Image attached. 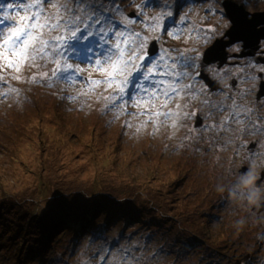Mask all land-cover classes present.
<instances>
[{"label":"rangeland","instance_id":"obj_1","mask_svg":"<svg viewBox=\"0 0 264 264\" xmlns=\"http://www.w3.org/2000/svg\"><path fill=\"white\" fill-rule=\"evenodd\" d=\"M234 1L245 5L251 11L264 10V0ZM53 2L66 3L67 0ZM101 2L106 11L111 10V18L120 20L121 24L124 17L138 14L137 22L128 26L148 37L145 48L147 57L158 58L164 50H168L173 56L178 55L179 51L191 50L187 54L195 58V66L184 69L190 75L182 81V85L194 84L191 90L194 95L185 90L169 102L166 111L175 112L177 105H180L181 118L175 128L165 125L154 131L151 122L141 127L146 117L128 114L135 113L138 109L129 106L125 112L116 108L109 110L110 106L106 107L108 101L104 97L110 95L112 90L105 91L104 85L91 89L87 80L103 79V76L93 71L87 63L79 64L84 69L80 73L83 79H78L75 83L40 79L41 72L51 74V69L55 67L51 62L45 67L44 62L40 61V68L25 64L19 73L7 68L0 71V76L5 77L0 93L8 91L9 87L17 90L7 97L0 95V200L14 195L16 202L14 208L6 207L5 204L1 209L0 233L6 232L12 237L18 235L17 240L12 242L5 241L0 236V264H38L35 261L25 263V256L18 255L15 244L20 241L21 236L15 229L21 226L23 216L27 218L34 210H47V205H44L47 193L37 188L40 179L44 184L49 183L52 172H56L55 182L62 181V177L67 180V185H71V190L94 191L95 188H102L115 192L114 187H117L127 197L133 195L132 199H128L130 205L135 203L132 200L140 188H153L163 199L171 183L179 181L181 184L175 197L176 201L182 200V203L175 204L173 213H170V209H165V203L163 208L170 223H178L174 217L175 211L181 217L197 216L193 220L195 229L188 230L189 244L184 241L188 264H209L206 257L203 261L198 259L203 248L199 244L202 243L200 238H203L204 230L197 227L204 226L209 227L205 231L208 232L205 240L219 243L217 255L224 256L215 257L214 261L221 259L223 262L220 264H234L236 260L232 256L240 257L244 254V257L250 252L254 262L248 260L244 264H264V187L257 188L256 184L255 187L251 186V182L256 180L253 176L258 173L260 177L264 171V132H254L255 125L264 126V101L258 102L251 95L254 88L252 79L256 73L246 68L240 80L246 88L245 92L223 97L211 93L206 82L200 78L204 51L217 39H228L226 33L220 36L227 26L232 25L223 0H161L160 8L148 6V0ZM6 3H15V0H7ZM171 3L177 8L171 12L174 17L172 23L168 24L166 20L169 15L164 7ZM137 6H140L139 9ZM44 7L48 14L55 12L51 3H46ZM68 7L72 8L74 4L69 3ZM116 8L121 11L117 12ZM21 14L23 15L22 12ZM77 14L84 15L80 12ZM161 14V28L157 31L146 29L141 22ZM64 15L67 16V13ZM84 19L87 22L86 15ZM11 23L14 22H5V26ZM113 25L117 26L115 22H107L104 26L111 28ZM210 28H215V32H208ZM173 29L182 30L179 38L167 34ZM201 29L204 31H199ZM205 32L210 37L207 41L202 38ZM155 39L159 51L151 55L149 47ZM109 43H115V40L110 39ZM227 53L229 60L230 55L228 51ZM74 59L70 62L76 65ZM215 68L209 66L207 70L221 78L222 83L229 81V77ZM17 75L20 79H13ZM33 76L37 77L35 81L31 79ZM129 87L130 91H135ZM226 88L229 89L227 86ZM159 103L158 100L157 104ZM233 103L252 109L249 114L251 119L244 117L243 124L232 121L228 130H205L198 117L199 113L205 115L206 125H217L229 115L227 106ZM214 104L225 105V110L216 111L212 107ZM168 123L171 124V120ZM243 129L246 131H242ZM254 142L257 146L251 144ZM99 173H106V177L110 179L104 181L102 177H98L94 182L95 175ZM245 181L248 186H245ZM103 184L105 185L102 186ZM75 203L76 200L67 201L61 207L55 208L54 212L46 213L49 214L46 216L49 224L58 219L62 208L69 215L80 213L72 216L76 217L71 219L72 222L77 225L82 219V225L84 219L85 229H90L81 235L76 230L69 231L61 237L60 244L55 245L52 257L55 260L67 257L68 260L56 262L57 264H148L153 258L149 249H146L152 237L147 236L143 229L133 232L128 239L117 240L115 232L109 233L101 227L103 222L109 220L108 212L102 211L88 220L87 216L92 208H80L85 205L84 202H78L79 207ZM19 207L30 209H26L22 215ZM159 208L161 210L160 206ZM190 210H203V216L197 212H189ZM87 211L89 212L86 213ZM59 223L58 221L54 224L56 229L61 228ZM164 223L167 221L164 220ZM4 224L6 229L2 227ZM117 224L126 228L125 223ZM63 229L58 230L59 233ZM131 229H135V226ZM101 235L103 240L90 242L92 237ZM258 235L262 237L259 242L256 241ZM197 240L199 244H196ZM6 242L12 246H8ZM132 243H138V246ZM259 244L262 246L260 250L257 248ZM21 257L22 260L19 259ZM192 260L195 262L192 263Z\"/></svg>","mask_w":264,"mask_h":264},{"label":"snow or ice","instance_id":"obj_2","mask_svg":"<svg viewBox=\"0 0 264 264\" xmlns=\"http://www.w3.org/2000/svg\"><path fill=\"white\" fill-rule=\"evenodd\" d=\"M46 3H51L55 9L53 14L45 11ZM69 3L74 4V7L69 8ZM137 7L139 9L140 6ZM116 11L121 10L116 8ZM78 12L84 15H78ZM110 12V9L105 11L101 0H67L66 3L53 0H15V3H0V71L7 68L19 73L25 64L40 68V61L44 62L45 67L51 62L55 65L51 74L41 72L40 79L75 83L78 79H83L80 73L84 69L79 67V63H87L93 71L103 76V79L87 80L91 89L104 85L105 91L112 90L110 95L104 97L108 101L106 107L110 106L109 110L116 108L126 112L127 107L131 106L138 111L128 113L129 115L146 117L141 127L151 122L154 131L165 125L175 128L181 118L180 105H177L175 112L165 109L172 99L185 90L194 95L191 91L194 84L182 85V81L190 75L184 69L195 66V58L187 54L191 50L179 51L176 56L164 50L158 58L147 57L145 48L148 37L128 26L137 22L138 14L124 17L120 30H117L116 25L111 28L104 26L111 20ZM162 15L141 22L146 29L157 31L161 28ZM167 15L171 16L172 13L168 12ZM101 17L104 19L101 20ZM5 22L14 23L5 26ZM207 31L214 33L215 28ZM56 32L60 34H52ZM167 34L179 38L182 30L173 29ZM202 38L207 41L210 37L205 32ZM110 39H114L115 43H109ZM73 58L78 61L76 65L70 62ZM260 71L264 72V68ZM13 79L19 80L20 76H14ZM31 79L35 81L37 77L33 76ZM4 82L5 77L0 76V86ZM129 86L135 91H130ZM16 91L9 87L8 91L0 95L7 97ZM212 107L216 111H224L226 106L214 104ZM227 108L229 115L220 124L205 125V130H228L232 121L243 124L244 117L251 119L249 114L252 109H245L235 103ZM170 120L171 124L168 123ZM254 132H264V126L255 125Z\"/></svg>","mask_w":264,"mask_h":264},{"label":"trees","instance_id":"obj_3","mask_svg":"<svg viewBox=\"0 0 264 264\" xmlns=\"http://www.w3.org/2000/svg\"><path fill=\"white\" fill-rule=\"evenodd\" d=\"M2 1H4L3 3L7 2V0ZM147 3V5L150 7L160 8L162 5L161 0H148ZM164 8L168 13L175 11L177 7L173 3H171L170 6H165ZM111 13L112 12H110V15ZM173 17V15L167 17L166 21L168 24L172 23ZM112 22H115L117 24V30H120V27L122 26L121 21L111 18L108 23L110 24ZM73 61L76 64L78 63L76 59H74ZM79 64L83 65L86 63ZM158 135L159 133L157 134V136ZM134 149L132 151H134ZM55 173L52 172L51 176L49 177L48 184H44L43 180L40 179V185L37 188V190L39 189L43 193H47L45 196V200L47 201L44 204L45 206L47 205V210L38 209L34 210L30 213V215L26 216L27 218H24L23 216L24 220L21 226L15 229L17 232H20L21 236L20 241H18V243H16L15 245H17L18 255L25 256V263L35 261L38 262V264H57L66 262L68 260L67 257H61L59 260L53 259L52 256L55 252V245L57 243L60 244L61 237H63L64 234H67L69 231L76 230V232L81 235L82 233L86 232V230L90 229H85L86 221L84 219L82 225H80L82 219L81 222H79L77 225H74V223L72 222L71 219L76 218L72 216L79 215L80 213L69 215V212L65 208H62L59 211L58 219H56L53 224L48 223L49 220L46 219V216H48L49 214L46 213L47 211L54 212L55 208L61 207L64 203H67V201L76 200L75 204H77V206L78 202L85 203V205L80 208L86 209L87 206H90L92 208L91 210H89L90 213H88L89 211L86 212L88 213V220H91L93 216L98 215L102 211L108 212L107 214L109 220L103 222V225L101 224V227H103L104 230L108 231L109 233L115 232L117 240L128 239L133 232L137 233L141 229L145 231L147 236L150 235L152 238L151 241L148 242L146 249H149V254L153 258L150 259V262H148V264H188L185 256L187 250L184 241H187V245L189 244L188 237L190 238V233L188 232V230L195 229V221L193 220H195L197 216L194 215L181 217L179 212L175 211L176 215L174 217L176 218L178 223H170L168 214H166L167 212L163 208V204L165 203V209L168 208L171 210L170 213H173L174 210H172V208H175V204L178 202L176 201L175 195L179 190V185L181 184L179 181L171 183L172 185L170 189L165 192L164 195L166 196H164L163 199L160 197V193L155 192L156 190L153 188L146 189L145 187H143L142 190L140 188L137 191L138 194L135 196V199L132 200L135 201V203L130 205L131 203H128V201L132 199L133 195L127 197L117 187H114L115 192L102 188H95L94 191H89L88 189L71 190V185H67V180H65L64 178L61 177L62 181H59V183L55 182ZM98 177H102V180L104 181H108V179H110L109 177H106V173H99L95 175L94 182H96ZM104 185L105 184H103L102 186ZM50 190L53 192L50 193ZM150 190L152 192L151 194ZM90 199H92V201ZM14 200V195H10L8 196V198L0 200V211L1 209H3L5 204L6 207L14 208V204L16 203ZM201 200L203 201V199ZM178 203L181 204L182 200H180ZM155 204L158 206H156ZM38 206H40V204H38ZM159 206L161 207V210ZM21 208L22 207H19V210L22 211V215L26 209H30L27 207H23L22 209ZM189 212H197L201 214L200 216H203V210H190ZM171 218L173 217L171 216ZM164 220H166L167 223H164ZM58 221L60 222V229H56V227H54V224ZM117 223H125L126 228H121ZM130 226H135V229H131ZM2 227L5 228V224ZM204 227H197L202 228V231L204 230V239L200 238L202 243L199 244L198 240L196 241V244L202 245L203 247L200 251V256H198V259H202L203 261V259H205L206 257V259H208L209 261V264H211L212 262L220 264L223 262L221 259L214 261L215 257H224L222 255H217V245H219V243H213L210 240H205V234L208 233L205 231H207L209 227ZM62 228H64L63 231L59 233L58 230H61ZM39 235L40 238H38ZM0 236L4 237L5 241L12 242L13 240H17L16 236L18 235L15 234L14 237H12L10 235H7L6 232H1ZM56 239L58 242L56 241ZM98 239L103 240V236L101 235L92 237L90 239V242L96 241L97 243ZM233 239L234 236L232 238V241ZM192 240L193 239L191 237V241ZM6 244H8V246H12L11 243L9 244L6 242ZM132 244H135L136 247L138 246V243ZM243 255L240 257L232 256L236 260L234 264H237L236 262L238 261L240 264H244L245 261L248 260H251L252 263L254 262V258L252 256L250 257V254L246 260L242 261L241 257H243ZM9 259L11 260L12 258ZM19 259L22 260L23 258L21 257ZM191 262L194 263L195 261L192 260ZM4 264L8 263L5 262Z\"/></svg>","mask_w":264,"mask_h":264},{"label":"water","instance_id":"obj_4","mask_svg":"<svg viewBox=\"0 0 264 264\" xmlns=\"http://www.w3.org/2000/svg\"><path fill=\"white\" fill-rule=\"evenodd\" d=\"M223 5H227L225 10L232 21V25L227 30L225 36L217 39L212 43L203 54L201 65L200 77L204 79L206 84L211 90L218 89L219 83L212 79L209 74L205 73L204 67L208 64L219 62V66H223L228 60L227 47L238 40L245 42V47L250 48L249 55L255 54V51L260 46V41L264 39V10L262 11H250L245 5L238 3L234 0H223ZM157 41L153 40L149 47V53L155 55L158 53ZM264 94V81L261 84L259 95ZM201 119V117H200ZM256 176V175H254ZM264 180V173L257 180V184L260 185ZM238 264L239 261L237 262Z\"/></svg>","mask_w":264,"mask_h":264},{"label":"flooded vegetation","instance_id":"obj_5","mask_svg":"<svg viewBox=\"0 0 264 264\" xmlns=\"http://www.w3.org/2000/svg\"><path fill=\"white\" fill-rule=\"evenodd\" d=\"M230 28V25L227 26L220 36H224V34L227 32V30ZM229 38V37H228ZM234 44V45H233ZM250 48L245 47V42L242 40H238V43H231L227 47V51L229 52V60L226 65L219 66L218 64H208L204 67L205 73L209 74V76L214 79L217 83H219L218 89L211 90L210 87L209 91L211 93H217L220 94V97H223V95H235V93H244L246 88L243 86V82L240 83V80L244 76L245 69H252L253 73H256L255 78L252 79L254 88L253 93H251L252 97H256V100L258 102L264 101V94L259 95V91L261 88V84L264 81V72L260 71V69L264 68V39L260 42L259 48L255 51V54L249 55L246 54L248 51H250ZM215 66L218 72L222 71L226 77H229V81L222 83L221 78H218L217 75L215 76L210 72V70H207L208 67ZM203 69L202 65L200 67V73ZM201 78V77H200ZM203 81L204 79L201 78ZM229 87L228 88H226ZM255 102V100H253ZM198 117H201L200 122H202V126L206 125V117L203 115V113H199ZM252 145L257 146V143H251ZM251 145V146H252ZM256 148V147H255ZM256 173V172H254ZM264 171L261 172V176ZM260 176V177H261ZM258 177V173H256V176Z\"/></svg>","mask_w":264,"mask_h":264},{"label":"bare ground","instance_id":"obj_6","mask_svg":"<svg viewBox=\"0 0 264 264\" xmlns=\"http://www.w3.org/2000/svg\"><path fill=\"white\" fill-rule=\"evenodd\" d=\"M1 3H3L4 1L0 0ZM5 207V206H4ZM3 207V208H4ZM262 240V237L258 235V238L256 239L257 242L261 241ZM259 250L262 248V246H260L259 244V247H257ZM250 251V250H249ZM250 252H248L244 257H241L242 261L246 260L249 256ZM241 261V262H242Z\"/></svg>","mask_w":264,"mask_h":264},{"label":"clouds","instance_id":"obj_7","mask_svg":"<svg viewBox=\"0 0 264 264\" xmlns=\"http://www.w3.org/2000/svg\"><path fill=\"white\" fill-rule=\"evenodd\" d=\"M257 178H258V177H257ZM257 178H256V180H257ZM256 180H253V181L251 182V186H252V187H255ZM244 183H245V186H248V182H247V181H245ZM261 186L264 187V185H261ZM257 191H258V189H257Z\"/></svg>","mask_w":264,"mask_h":264}]
</instances>
